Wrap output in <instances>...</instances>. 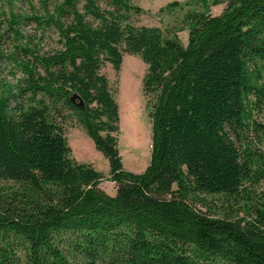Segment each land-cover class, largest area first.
Returning a JSON list of instances; mask_svg holds the SVG:
<instances>
[{
    "label": "trees",
    "instance_id": "1",
    "mask_svg": "<svg viewBox=\"0 0 264 264\" xmlns=\"http://www.w3.org/2000/svg\"><path fill=\"white\" fill-rule=\"evenodd\" d=\"M78 2L33 17L56 28L60 47L50 52L22 33L29 17L11 8L0 20V264H264V189L252 219L197 208L264 185V123L246 108L249 94L264 106L248 72L264 62V0H194L200 11L164 29L131 23L139 7L129 0L104 9L83 0V12ZM124 54L146 65L150 157L137 173L123 167L119 107L102 73L107 63L119 72ZM64 109L107 160L113 195L99 186L103 173L71 156ZM251 128L258 146L241 139Z\"/></svg>",
    "mask_w": 264,
    "mask_h": 264
},
{
    "label": "rangeland",
    "instance_id": "2",
    "mask_svg": "<svg viewBox=\"0 0 264 264\" xmlns=\"http://www.w3.org/2000/svg\"><path fill=\"white\" fill-rule=\"evenodd\" d=\"M131 4L139 7V11L130 15L129 21L134 25L157 26L162 29L173 27L180 21L183 14L188 10L200 11L202 5L193 3L194 0H129ZM178 1L180 6L159 13L158 9L166 4ZM190 1L189 3H186ZM211 0H209L210 2ZM11 2V3H10ZM0 0V20L8 17L11 8L14 12L25 19L20 27L26 36H33V43H37L40 52H50L58 49L59 36L54 25L38 28L34 16L44 17L47 13L55 14L56 8L61 6L63 0ZM101 8H108L106 0H98ZM30 6V7H29ZM224 4L210 6L212 15H218L224 8ZM77 8L83 12V0H79ZM4 13V14H2ZM62 21L69 23L71 17L65 14ZM87 19L92 21L91 17ZM95 23V21H92ZM181 41L186 44L187 32L178 33ZM146 72V65L136 55L124 54L119 72L107 63L102 73L107 77L111 89L114 90L115 98L119 107V134L118 148L123 167L132 172H142L149 163L150 157V135L151 123L146 108V100L142 93L141 81ZM251 78L256 84L264 88V62L260 60L248 67ZM6 73V72H4ZM19 75V72H16ZM255 100L253 94L246 99V108L252 120L264 123V106ZM64 131L67 143L71 148V156L80 163L91 164L93 168L104 174V179L99 185L107 194L113 195L115 185L107 179L108 162L103 155L95 149L93 141L87 136L82 126L77 121L75 114L64 109L57 117ZM241 139L253 146H258V136L254 130L245 129ZM264 189L262 183L247 184L246 190L234 198H223L222 196H208L204 200L205 206L197 204V208L216 218H227L236 220L242 217L252 219L257 208H263L261 200L256 196ZM249 212V213H247Z\"/></svg>",
    "mask_w": 264,
    "mask_h": 264
},
{
    "label": "water",
    "instance_id": "3",
    "mask_svg": "<svg viewBox=\"0 0 264 264\" xmlns=\"http://www.w3.org/2000/svg\"><path fill=\"white\" fill-rule=\"evenodd\" d=\"M70 100L71 102H73V104L78 107V108H83L84 106V103L83 101L81 100V98L77 95V94H72L70 96Z\"/></svg>",
    "mask_w": 264,
    "mask_h": 264
},
{
    "label": "bare ground",
    "instance_id": "4",
    "mask_svg": "<svg viewBox=\"0 0 264 264\" xmlns=\"http://www.w3.org/2000/svg\"><path fill=\"white\" fill-rule=\"evenodd\" d=\"M30 7V6H29ZM6 30V29H5Z\"/></svg>",
    "mask_w": 264,
    "mask_h": 264
}]
</instances>
